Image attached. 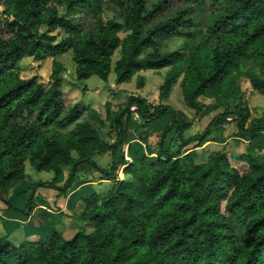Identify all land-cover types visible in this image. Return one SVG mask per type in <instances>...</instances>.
Returning a JSON list of instances; mask_svg holds the SVG:
<instances>
[{
    "label": "trees",
    "instance_id": "obj_1",
    "mask_svg": "<svg viewBox=\"0 0 264 264\" xmlns=\"http://www.w3.org/2000/svg\"><path fill=\"white\" fill-rule=\"evenodd\" d=\"M102 1L0 0V199L9 203L6 192L25 177L24 159L52 171L50 180L29 182L27 213L37 185L63 191L83 168L113 179L103 192L82 197L78 217L88 230L66 237L50 227L15 245L0 238V264H264V107L250 116L240 87L244 78L264 94V0H109L117 17L108 19L101 17ZM79 12L91 16L90 26L74 16ZM56 27L64 32L57 40ZM171 37L182 41L164 49ZM66 50L77 79H106L111 67L121 82L139 69L165 68L157 101L129 93L106 109L114 137L104 139L79 119L93 109L65 104L59 60L52 59L46 85L15 70L23 55L39 60ZM136 78L140 85L142 77ZM177 80L183 103L195 113L221 107L201 132L185 135L188 122L161 101ZM132 110L142 127L168 115L153 147L145 136L126 140ZM228 120L245 140L235 154L243 170L221 148L196 161L194 148L184 147L202 144ZM106 151L109 162L100 166L92 155ZM121 164L123 177L116 178Z\"/></svg>",
    "mask_w": 264,
    "mask_h": 264
},
{
    "label": "rangeland",
    "instance_id": "obj_2",
    "mask_svg": "<svg viewBox=\"0 0 264 264\" xmlns=\"http://www.w3.org/2000/svg\"><path fill=\"white\" fill-rule=\"evenodd\" d=\"M56 8L58 12L63 13L64 9L62 6L56 5ZM1 10L2 5L0 4V19H3L4 14L1 12ZM100 14L103 19L117 17L116 8L109 0L102 1ZM74 16L78 18V20L82 23L84 27L91 25V16L89 14L79 12L75 13ZM51 33L54 34L56 40L64 34V32L58 27L54 28ZM118 34L122 36L124 32L120 31ZM181 41V38L171 37L165 39L162 42V46L164 49H172L177 47L181 43ZM117 55L118 49H115L111 55V64L113 60L117 57ZM53 58L59 60L64 67V69L60 73V75H62L60 81V89L63 92L65 104L70 105L74 102L73 100L89 102L93 106L91 109H93L95 113L93 114L91 111H84L79 117V119H86L90 121L98 130L99 135L101 137L108 141L112 140L114 136V131L113 127L108 124V119L106 118V109H115L117 105H120L121 102L125 100V95L129 93H138L142 95L143 93L141 92V88L136 87L138 86V80H136L135 77L133 78L132 76L128 81L116 83L114 80V71L111 67L106 76V79H101L97 75L93 74L86 78L77 79L74 74V62L71 59L70 50H66L64 52L56 54L53 57L47 56L39 60L33 59V57L29 55H23L20 59H18L17 67L15 68V70L18 76L20 77H28L32 74H36L38 79L44 85H46L48 82V74L50 72V64ZM164 70L165 68L163 67L158 69L147 68L140 70V72H142L145 77V85L144 82L142 84L144 91L143 95L147 99L152 98V101H156L157 97L155 94L157 92V86L162 80ZM114 84L116 85V87H113ZM83 86L84 89L86 88L85 90L82 89ZM94 86L98 87L97 91H94ZM240 87L242 89V96L249 109V115H260L261 110L264 106V94L252 89L249 85V82L244 78H242L240 81ZM82 90L84 91L82 92ZM75 94L80 95L76 96L73 99L72 96H74ZM92 101H95L94 105ZM167 102L174 108L175 112H177L175 114H177L176 116L180 122H188L189 125L184 130L185 135L201 132V130L207 124L208 120L214 114H217L221 110V107H218L202 116L198 113H194L191 108L187 107L183 103L178 82H175L172 85L167 98ZM129 108L131 110L132 106H130ZM166 117L168 119V115L163 116L161 119L165 120ZM131 123L128 127L129 131H131L134 127L131 125ZM158 136L159 133L153 128H151L149 130V133H147L146 139L151 147L155 145ZM244 144L245 140L242 137L238 136L235 122L233 120H228L227 122L220 125L218 128L212 130L205 142L200 145H195V142L191 141L189 144H187V148H194V150L196 151V161L204 160L210 150L221 148L228 155L230 164L235 166L238 170H243L245 168V163L237 160L235 158V154L243 150ZM72 153L74 154V152ZM102 157V153H95L92 155V159L96 163H100L102 161ZM108 158L109 154L106 152L104 154V160ZM121 168L122 166H119L118 169H116L115 171L117 177H121L122 175ZM62 170L63 178H65L67 174V167H64ZM23 171L25 173V177L19 180L15 186L19 185L18 187L21 188L25 184H27L28 181V184L26 185V191H21L17 199H13L12 201L8 200L9 203L4 202L0 199V223L4 225H0V237L6 238L13 245L17 244L21 239L29 238L31 236L30 234H27L28 232L26 231H29L28 227L32 226V224L34 223L33 220H35L36 217H38L39 215L34 213V203H32V207L30 208L28 213H30V218L33 220L27 223L22 222V219H24L26 215H29L27 213V207H25L27 193L30 190L29 182L36 180L47 181L50 180L52 176L51 170H36L32 167V165L28 162L27 159H24L23 161ZM82 172V179L85 180L90 177L89 173H91V171L89 169H83ZM96 177L97 174L93 175V178L96 179ZM107 183L108 182L91 184V186L88 187L85 191L81 192L80 195L87 194L92 189L98 191L99 188L101 189L107 186ZM58 184L60 186L62 184V180L58 182ZM36 192L44 194L46 200L50 202V206L55 207L56 203H51V200L57 199L58 195L61 194L62 191H58V189L54 187L52 188L44 185H37L35 187V193ZM7 195L8 191L6 192V196ZM76 200L77 201L74 205V210L78 211V209L76 208L79 207L80 204H82V199L79 196L78 198H76ZM7 217L15 219L14 221H10L13 224L10 228H8L6 225L10 224V222H8L7 220ZM43 222L44 226L41 227V229H38L36 234H33L35 235V237L38 236V234L41 236L46 235L50 227L55 228L57 230L63 229V214L58 213L54 215V219L51 222H47L46 220H44ZM67 224H70L72 232L70 234L64 233L63 235L66 237L71 235L76 229L81 228L83 226L86 230L89 229L87 225H84L83 220L79 219V217L73 214L70 215V220L67 222Z\"/></svg>",
    "mask_w": 264,
    "mask_h": 264
},
{
    "label": "crops",
    "instance_id": "obj_3",
    "mask_svg": "<svg viewBox=\"0 0 264 264\" xmlns=\"http://www.w3.org/2000/svg\"><path fill=\"white\" fill-rule=\"evenodd\" d=\"M47 57V56H46ZM45 58V57H44ZM144 69H147V68H144ZM152 69V68H150ZM158 69V68H157ZM141 69H139L138 71H136L132 76L133 78L135 77V79L137 80V76H141L142 77V80H141V84L136 86V87H139L141 88V92L144 94V91H143V82H144V85H145V77H144V74L142 72H140ZM159 72V71H157ZM153 73V72H152ZM164 74V73H163ZM92 75V74H91ZM94 75V74H93ZM90 76V75H89ZM131 76V77H132ZM130 77V78H131ZM61 78H62V75H61ZM129 78V79H130ZM128 79V80H129ZM126 80V81H128ZM122 82V81H121ZM178 82V80L176 81ZM116 83H119V82H116ZM160 83V82H159ZM175 83V82H174ZM173 83V84H174ZM156 85V84H155ZM179 85V84H178ZM75 87V86H74ZM73 87V88H74ZM86 87V86H85ZM111 87V86H110ZM113 87H116V85L114 84ZM158 87V86H157ZM172 87V86H171ZM72 89V88H71ZM86 89V88H85ZM84 89V90H85ZM82 90V92L84 91ZM98 90V87L97 86H94V91H97ZM171 90V88H170ZM75 91V90H73ZM78 91V90H77ZM80 92V91H79ZM81 92V93H82ZM170 92V91H169ZM169 92L167 94V96L162 99L161 101L162 102H165V103H168L167 102V98H168V95H169ZM80 93V94H81ZM74 94V92H73ZM78 94V95H80ZM142 94V95H143ZM77 94H75L73 97V99L78 96ZM156 97H157V92H156ZM127 96V95H125ZM126 99V98H125ZM197 99L200 100L201 102L203 103H209L212 101V98L211 97H207V96H202V95H199L197 96ZM149 101H152V98L148 99ZM74 102H79L81 105L85 106V107H89V108H92L93 106L89 103V102H83V101H76V100H73ZM156 101H157V98H156ZM156 101H152V102H156ZM93 102V105H94V102L95 101H92ZM122 103V102H121ZM169 104V103H168ZM264 107V106H263ZM132 109H133V106H132ZM193 110V109H191ZM214 110V109H212ZM210 110V111H212ZM188 111V110H187ZM210 111H208L207 113H209ZM262 111V110H261ZM84 112V111H83ZM194 112V110H193ZM177 113V112H176ZM183 113V112H182ZM195 113V112H194ZM205 113V114H207ZM203 114V115H205ZM177 115V114H176ZM165 116V115H163ZM163 116H161L160 118H157L155 120H152L150 121L146 126L142 127L139 125V118L137 116V114L135 112H133L132 110V120L129 121L131 123L132 126H134L132 128L131 131L128 130V127H129V122L128 124L126 125V140L127 141H130V140H133V139H137V137L139 136H147V133H149V130L151 128L155 129L158 133L161 131V129L163 128L164 124L167 122V117L165 120L161 119ZM202 116V115H201ZM256 116V115H255ZM177 117V116H176ZM187 122V121H185ZM114 137V136H113ZM147 140V139H146ZM207 140V139H206ZM205 140V141H206ZM111 141V140H110ZM204 141V142H205ZM148 143V142H147ZM149 144V143H148ZM189 144V143H188ZM124 145V146H123ZM184 147L187 148V145H185ZM122 151H123V154H124V157L126 159H128V157L125 155V152H126V149H127V143H124L122 144ZM108 154L109 152L106 151ZM106 152H102L103 154V157H102V161L100 163H97L99 164L100 166H107L108 162H109V159H110V156L108 159L104 160V154ZM95 154V153H94ZM119 166H124V164H121V165H118ZM122 168H121V173H122ZM83 169H88V168H83ZM83 169H80L78 170L76 173H75V176L73 177V179L71 180L70 184L68 185V187H66V189H64V191L61 192V194L58 195L57 199H52L51 200V203L52 202H55L56 203V206L55 207H51L50 206V202L48 200H46L44 194H41L40 192H36L33 196V201H34V206H33V210L35 211L34 213L35 214H39L38 217H36L35 220L31 219L30 218V213H28L29 215H26L24 219H22V222L23 223H27V222H30L31 220H33V224L32 226L28 227L29 228V231H26L28 232L27 234H30L31 236L29 238H24V239H34V238H37L41 235L38 234V236L35 237V235L33 234H36L38 229H41V227L44 226V220H46L47 222H51L53 219H54V215L58 214V213H62L63 214V229H59V231L62 233V234H70L72 232L71 230V226L70 224H67V222L70 220V215H76L78 217V213L79 211L81 210L82 208V205H83V202L82 204L79 205V207H77L76 209H78V211L74 210V205L76 203V198H78L80 196V198L82 199V197L88 195L90 192L92 191H95V190H91L89 191L87 194H84V195H80L81 192L85 191L88 187L91 186V184H95V183H101V182H108L107 183V186H103L104 188H99L98 191L96 192H103L109 185L110 183L113 181V179H105V178H101L100 176V173L96 170H91V173L90 174V177L88 179H82V175H83V172L82 170ZM118 169V168H117ZM116 173V172H115ZM88 174V175H89ZM97 174V177L96 179L93 178V175ZM116 178H121L123 177V173L121 175V177H117V175L115 174ZM61 180H63V170H62V173H61V176H60V179H58L55 184L59 186L58 182H60ZM27 184H28V181H27ZM25 184L23 187L19 188L17 186H13L11 187L10 189H8V195H7V198L8 200H13V199H17L20 195V192L21 191H26V185ZM53 188V187H52ZM55 188V187H54ZM7 220L8 222L10 221H14L15 219H12L10 217H7ZM0 225L4 226L2 223H0ZM8 228L11 227L12 222H10V224H6ZM2 239H6V238H3V237H0ZM7 240V239H6ZM22 240V239H21Z\"/></svg>",
    "mask_w": 264,
    "mask_h": 264
}]
</instances>
